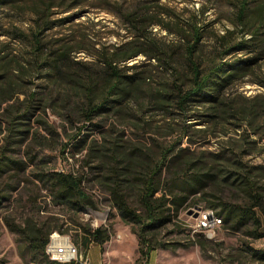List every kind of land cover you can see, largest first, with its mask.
<instances>
[{
    "label": "rangeland",
    "instance_id": "374dc122",
    "mask_svg": "<svg viewBox=\"0 0 264 264\" xmlns=\"http://www.w3.org/2000/svg\"><path fill=\"white\" fill-rule=\"evenodd\" d=\"M236 3L237 0H0V66L9 69V77L19 91L44 94L52 101L46 112L40 111L36 118L45 120L50 129L57 131L51 134L44 124L31 121L38 134L26 138L15 152L16 157L27 161V168L0 177V189L10 195L0 204V264H35L22 235L12 232L6 220L21 225L33 221L62 227L65 233L59 228L54 231L69 234L81 247L85 228L96 225L111 228V237L102 249L95 244L90 246L89 264H264L253 260L248 249L264 248V237L252 238L242 230L224 225L211 235L197 229L198 207L208 208L200 194L190 199L173 223L155 232L157 243L166 242L170 247L157 246L147 257L139 259L136 230L123 221L102 185L86 181L84 190L89 198L75 209L53 198L48 184L36 177L41 167L77 172L81 169L85 150L75 153L74 146H70L71 135L83 124L75 105L80 84L87 83L89 76L103 78L105 69L99 61L104 48L112 50L137 37L135 41L144 52L120 66L125 72L141 76V85L121 112L95 121L101 124L102 131L113 126L125 130L126 139L134 143H175L182 134L185 115L174 108L169 113L156 108L153 96L157 90L180 82L179 77L189 72L186 50L194 26L203 34L194 58L203 67L214 59H222L221 35L234 31L233 41L249 37L243 33L246 28L235 24ZM256 3L252 1L251 7ZM129 12L150 17L149 27L143 31L135 29L127 19ZM66 47L76 52H71L69 59L58 58L56 68L46 75L47 63L41 62L57 58ZM256 53L259 52L239 50L225 59ZM226 94L240 101L244 97L264 98V51L253 72L236 82ZM72 118L78 119L72 123ZM191 118L186 117V123H194L188 127L189 135L181 140L182 147L208 157L212 154L243 157L264 173V119L261 127L254 130L247 121L216 124L206 122L207 116ZM85 131L99 140L103 134L98 129L85 128ZM3 137L4 133H0V146ZM31 155L37 157L39 165L30 161ZM258 177L264 182V174ZM225 196L239 199L241 194L227 190Z\"/></svg>",
    "mask_w": 264,
    "mask_h": 264
},
{
    "label": "trees",
    "instance_id": "16d2710c",
    "mask_svg": "<svg viewBox=\"0 0 264 264\" xmlns=\"http://www.w3.org/2000/svg\"><path fill=\"white\" fill-rule=\"evenodd\" d=\"M252 1L257 2L254 7H251ZM236 6L235 24L246 28L243 33L249 37L233 41L231 36L234 31L221 35L222 59H214L207 67H203L199 60L194 59L199 50L198 42L203 36L200 29L194 26L186 50L190 62L189 72L179 77L180 82L157 90L153 96L152 102L156 108L168 113L174 108L185 115L182 134L175 143H134L126 139L125 130H116L113 126L102 131L101 124L95 121L98 117L121 112L142 83L141 76L125 72L120 66L121 62L144 52L142 45L135 41L138 37H132L134 39L112 50L104 48L99 61L105 69L103 78L89 76L88 82L80 84L78 89L79 101L75 105L83 124L77 127L78 132L71 135L70 146H74L75 153L85 150L81 169L78 172H61L41 167V171L36 174L39 180L48 184L53 198L75 209H79L89 198L84 190L86 181L94 180L102 185L123 221L132 224L136 230L139 259L147 257L157 246L170 247L166 242L157 243L155 232L173 223L182 208L198 194L203 196L207 207L222 218V225L242 230L252 238L264 237V182L258 177L264 173L258 170L260 167L249 164L243 157L233 158L221 154L208 157L205 153L195 154L189 147L181 146V140L189 135L188 127L194 123H186L188 116L194 119L207 116L206 122L213 121L216 124L220 121H247L254 130L261 127L264 98L244 97L240 101L229 97L226 92L253 72L263 54L264 0H237ZM126 16L139 31L149 27L147 20L150 17L147 15L141 17L139 13L129 12ZM239 50L259 53L225 59ZM71 52L76 50L66 47L57 58L41 62L47 63L45 74L56 68L58 58L69 59ZM0 71V110L3 115L0 118V133H4V143L0 146L1 177L13 170L20 172L27 168V161L16 157L15 152L26 138L38 134L31 121L44 124L51 134L57 131L50 129L45 120L36 118L40 111L46 112L52 101L44 94L19 91L16 82L9 77V69L0 66ZM22 93L24 97H21ZM78 118H72V123ZM85 128L102 131L101 139L92 137ZM250 142L256 143V140ZM29 159L39 165L37 157L31 155ZM227 190L239 192L241 197L230 199L225 196ZM9 196L3 188L0 189V204ZM6 224L12 232L22 235L31 252V262L62 264L49 258L46 247L55 229L59 228L61 233H65V229L33 221L21 225L6 220ZM84 233L81 240L84 247L95 243L102 249L112 231L109 227L99 226L85 228ZM248 249L253 260L264 263V248Z\"/></svg>",
    "mask_w": 264,
    "mask_h": 264
},
{
    "label": "built area",
    "instance_id": "2783aa9c",
    "mask_svg": "<svg viewBox=\"0 0 264 264\" xmlns=\"http://www.w3.org/2000/svg\"><path fill=\"white\" fill-rule=\"evenodd\" d=\"M57 170L66 172L60 167ZM220 226L221 223L213 217V209L204 208L198 212V230L209 231L211 235L213 231ZM97 227H99V225H96L94 228ZM46 252L52 261L62 264H70L73 262L77 264H89L90 262V257L82 251L80 244L71 239L69 234L67 236H50Z\"/></svg>",
    "mask_w": 264,
    "mask_h": 264
},
{
    "label": "bare ground",
    "instance_id": "6f19581e",
    "mask_svg": "<svg viewBox=\"0 0 264 264\" xmlns=\"http://www.w3.org/2000/svg\"><path fill=\"white\" fill-rule=\"evenodd\" d=\"M213 217H214L215 220H218V221L221 223V225L223 224L222 218L219 217V216L215 213L214 210H213ZM51 236H67V235H63V234H61L59 231H54V232L51 234Z\"/></svg>",
    "mask_w": 264,
    "mask_h": 264
},
{
    "label": "crops",
    "instance_id": "0c3cea01",
    "mask_svg": "<svg viewBox=\"0 0 264 264\" xmlns=\"http://www.w3.org/2000/svg\"><path fill=\"white\" fill-rule=\"evenodd\" d=\"M92 244H95V243H90L86 248L81 247L82 251H83L85 254H87L89 257L91 256V255H89V250H91V249H89V248H90V246H91ZM95 246H98V247H99L98 244H95ZM90 260L92 261V258H91Z\"/></svg>",
    "mask_w": 264,
    "mask_h": 264
},
{
    "label": "water",
    "instance_id": "95a60500",
    "mask_svg": "<svg viewBox=\"0 0 264 264\" xmlns=\"http://www.w3.org/2000/svg\"><path fill=\"white\" fill-rule=\"evenodd\" d=\"M198 208H199V211H200V210H201L200 207H198ZM199 211H198V212H199ZM197 214H198V213H197ZM196 216H197V215H196Z\"/></svg>",
    "mask_w": 264,
    "mask_h": 264
}]
</instances>
